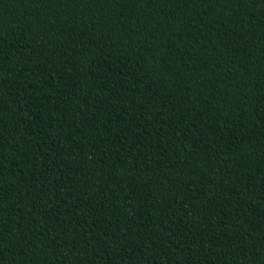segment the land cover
<instances>
[{
  "label": "trees",
  "instance_id": "obj_1",
  "mask_svg": "<svg viewBox=\"0 0 264 264\" xmlns=\"http://www.w3.org/2000/svg\"><path fill=\"white\" fill-rule=\"evenodd\" d=\"M0 264H264V0H0Z\"/></svg>",
  "mask_w": 264,
  "mask_h": 264
}]
</instances>
